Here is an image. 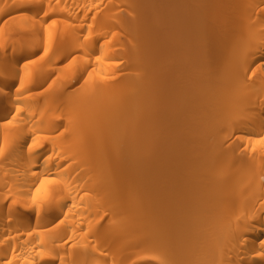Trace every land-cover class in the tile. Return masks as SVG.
Returning <instances> with one entry per match:
<instances>
[{
    "label": "bare ground",
    "instance_id": "obj_1",
    "mask_svg": "<svg viewBox=\"0 0 264 264\" xmlns=\"http://www.w3.org/2000/svg\"><path fill=\"white\" fill-rule=\"evenodd\" d=\"M3 14L0 264H264V0Z\"/></svg>",
    "mask_w": 264,
    "mask_h": 264
},
{
    "label": "rangeland",
    "instance_id": "obj_2",
    "mask_svg": "<svg viewBox=\"0 0 264 264\" xmlns=\"http://www.w3.org/2000/svg\"><path fill=\"white\" fill-rule=\"evenodd\" d=\"M3 18V19H2ZM9 24L10 25H12V21L11 22H9ZM7 23H6V19H5V15L3 14L2 16H0V31H6V30H8L7 28H9V26L10 25H7ZM6 27V28H5ZM3 28H5L6 30H4ZM11 30V29H10ZM9 30V31H10ZM9 31H8V33H9ZM15 32H13V34H18L19 32H17L16 30H14ZM12 32V31H11ZM10 32V33H11ZM18 35H20V37L21 38H23V36H25V35H21L20 33L18 34ZM26 37V36H25Z\"/></svg>",
    "mask_w": 264,
    "mask_h": 264
}]
</instances>
